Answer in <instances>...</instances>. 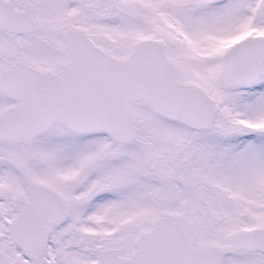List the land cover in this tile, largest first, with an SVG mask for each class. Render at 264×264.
<instances>
[{
	"label": "snow or ice",
	"instance_id": "6c2138e0",
	"mask_svg": "<svg viewBox=\"0 0 264 264\" xmlns=\"http://www.w3.org/2000/svg\"><path fill=\"white\" fill-rule=\"evenodd\" d=\"M0 264H264V0H0Z\"/></svg>",
	"mask_w": 264,
	"mask_h": 264
}]
</instances>
